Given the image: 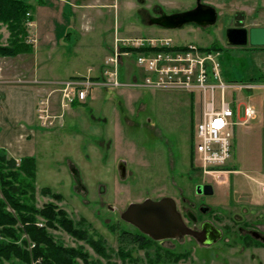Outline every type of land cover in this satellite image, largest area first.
Wrapping results in <instances>:
<instances>
[{
	"label": "rangeland",
	"instance_id": "374dc122",
	"mask_svg": "<svg viewBox=\"0 0 264 264\" xmlns=\"http://www.w3.org/2000/svg\"><path fill=\"white\" fill-rule=\"evenodd\" d=\"M34 1L38 26L33 27L36 24L32 12L28 13L26 43L35 48L32 29H37L41 36L54 35L59 44L41 47L36 54L35 49L23 53L28 55L26 62L23 57L15 60L16 70L22 71L29 66L39 68V74L49 80L46 86L39 85L43 89L36 102V114L40 98L52 92L55 83L69 80L61 79L76 71L86 74L88 69L94 72L92 75L99 76L98 67L102 68L106 59L115 54L121 57V78L126 85L121 89L94 90L88 102L64 113L58 104V95L54 94L52 112L59 117L50 128L38 125L41 136L34 139L36 149L33 152L37 160V207L54 202L59 208L57 211L64 210L79 227L88 231V236L101 241L106 255L101 256L86 241L71 236L62 228L48 229L56 243L66 248L83 249L90 264H150L149 254L154 258L156 248H141L128 236L125 238L124 233L139 230L125 222L122 213L130 204L147 198L172 197L179 205L182 198H187L190 205L200 203L199 184L214 187V194L204 198L209 209H215V216L233 217L243 214L244 209L248 214L246 219L255 221L259 213H264L260 184L264 181L262 92L254 91L252 97L253 103L260 107L259 117L237 127L234 156L225 167L231 172L220 174L222 181H219L204 174L196 163L195 134L202 118L200 93L142 86L145 75L136 58L155 53L140 52L137 55L131 50L142 51L146 49L144 44L167 40L176 46L208 47L212 38H218L220 46L215 52L222 56L219 61L225 80L264 81V46H228L224 40L228 27L264 28V0H202L217 9L218 25L204 28L187 24L179 29L150 25L149 20L156 16L158 6L167 13L187 11L196 6L197 0H49L48 9L39 10V0ZM51 3L60 5L58 12L50 11L53 9ZM22 79L40 81L29 77ZM240 98L247 100L248 95L240 93ZM246 130L249 132L244 134ZM122 161L127 165L125 178L121 176L119 166ZM73 169L78 172L80 183ZM7 181L18 186L15 179L8 178ZM1 184L0 177V198H3ZM47 187L62 194L63 199L42 196V188ZM230 217L225 222L231 223ZM38 220V226L45 227L46 221L41 217ZM23 237L30 240L26 234ZM231 237L225 234L212 247H201L190 238L161 242L159 246L163 249L185 255L179 262L162 264L264 262V248L244 249L234 240L237 236ZM124 239L128 243L124 253L129 259H124L119 252ZM76 261L85 264L82 260ZM3 264L27 263L15 260Z\"/></svg>",
	"mask_w": 264,
	"mask_h": 264
},
{
	"label": "built area",
	"instance_id": "2783aa9c",
	"mask_svg": "<svg viewBox=\"0 0 264 264\" xmlns=\"http://www.w3.org/2000/svg\"><path fill=\"white\" fill-rule=\"evenodd\" d=\"M143 46L164 51L137 57L138 66L145 73L142 86L155 89L178 88L189 93H200L202 118L195 134L196 163L204 174L222 180L219 175L228 173L224 167L233 155L236 128L248 124L259 115L254 105L239 101V93L259 90L264 98V82H227L222 74L219 54L202 52L194 45L176 49L167 40ZM42 84L46 86L48 83ZM55 86L52 92L40 98L37 107V119L43 128L52 127L59 117L52 112L51 98L54 94L58 95V104L64 113L77 103H86L95 89L124 88L126 85L121 80V57L119 54L108 57L100 78L92 75L78 76L57 82ZM261 185L264 195V181Z\"/></svg>",
	"mask_w": 264,
	"mask_h": 264
},
{
	"label": "trees",
	"instance_id": "16d2710c",
	"mask_svg": "<svg viewBox=\"0 0 264 264\" xmlns=\"http://www.w3.org/2000/svg\"><path fill=\"white\" fill-rule=\"evenodd\" d=\"M32 9L30 0H0V26H5L10 33L8 44H0V56L15 57L19 54L33 52V46L27 44L25 40L28 35L26 23L30 19L28 13H31ZM131 50L138 55L140 52H155L161 49ZM201 50L212 52L217 49L207 47ZM76 106L78 104H75ZM6 155L5 151L0 149L1 189L4 196L0 198V262L3 264L19 260L27 264L33 262L36 264H80L76 260H82L85 264H90L89 256L84 254L83 249L66 248L54 241L48 229L58 228H62L75 238L86 241L97 253L105 256V247L101 241L88 236V231L79 227L64 210L57 211L59 208L54 202L46 203L42 208L37 207L36 158L29 156L16 160L8 159ZM191 159L193 163L194 158L191 157ZM5 170L8 172L5 173ZM8 178L15 179L18 186H12V183L7 181ZM41 193L42 196H48L51 199H63L62 194L54 193L48 187L42 188ZM39 217L46 221L45 227L38 226ZM25 234L30 240L23 237ZM123 235L125 238L128 236L129 240L140 245L141 248H156L154 258L152 254H149L150 264L179 262L185 256L163 249L158 242L140 231ZM122 243L119 252L124 259H129V256L124 253V248L128 243L125 239ZM32 245L34 247H31Z\"/></svg>",
	"mask_w": 264,
	"mask_h": 264
},
{
	"label": "crops",
	"instance_id": "0c3cea01",
	"mask_svg": "<svg viewBox=\"0 0 264 264\" xmlns=\"http://www.w3.org/2000/svg\"><path fill=\"white\" fill-rule=\"evenodd\" d=\"M48 1L49 0H39L38 4L40 6L38 7V10L48 9L47 6ZM33 2L35 1L30 0V4L32 5V7H33ZM50 6L53 8L50 11L54 13L58 12V10L60 9V5H58L57 3H51ZM75 7L76 6H74V9ZM63 8L64 6L62 7V9ZM31 15L34 21L33 23H35L36 21H35L34 9H32ZM35 24L36 26L34 25L33 26L34 28L38 26V23ZM32 31H33L32 35L35 38V42H36L34 48L35 54L37 53V51L40 50L41 47L49 48V47L59 46L57 38L54 37V35L47 34L41 36V34H37L38 33L37 29L36 30L32 29ZM9 35L10 33L7 30V28L4 26H0V44L3 43L2 45H6L9 39ZM208 47L217 48L212 46H208ZM256 47H260V46H256ZM217 53L220 52L217 51ZM25 56L28 55L23 54L20 55L19 57L0 56V149L4 150L8 156L16 160H20L21 158L34 155L33 152H35L36 149L34 145V139L36 137L38 138L41 136L40 133L38 132L39 130L38 122L36 120L37 119L36 102L38 97L42 94L41 89H43L42 86H39V83L49 81L46 80L45 77L43 78V76L39 74L40 71L39 68L35 69L29 66L27 69H23L22 71L16 70L18 68L15 64V60L17 58L23 57L22 59L24 60V62H26ZM219 57L222 56L219 55ZM99 71H100V67H98V72ZM88 72L85 74L81 71H76L70 74L68 78H64L61 80L70 79L78 75H87ZM25 77L27 78L29 77L32 79L33 78L40 79V81L37 80H34L35 82H33L32 80H29V82L22 81L25 80L22 79ZM55 79L60 80V78H55ZM247 131L248 130L244 131L243 133L246 134ZM237 136H238V130L236 129L235 140H234L235 145H236Z\"/></svg>",
	"mask_w": 264,
	"mask_h": 264
},
{
	"label": "water",
	"instance_id": "95a60500",
	"mask_svg": "<svg viewBox=\"0 0 264 264\" xmlns=\"http://www.w3.org/2000/svg\"><path fill=\"white\" fill-rule=\"evenodd\" d=\"M216 20L217 10L213 6L203 3L202 0H197L194 9L170 15L163 13L159 17H151L149 24L166 29H179L187 24H197L201 27L211 26L215 24ZM248 42L254 46H264V28H253L249 33L247 29H228V45L245 46ZM119 166L121 176L125 178L126 162L122 161ZM73 171L80 183L78 172L76 169ZM197 192L210 196L214 194V187L211 184H199ZM121 218L156 241L175 239L181 235H193L201 241L199 232L186 228L182 215L178 211L177 203L172 197H164L160 200L147 198L143 202L132 203L122 213ZM220 237L221 234L218 231L213 238H209L207 241L203 240L202 243L213 244Z\"/></svg>",
	"mask_w": 264,
	"mask_h": 264
},
{
	"label": "flooded vegetation",
	"instance_id": "af4514ba",
	"mask_svg": "<svg viewBox=\"0 0 264 264\" xmlns=\"http://www.w3.org/2000/svg\"><path fill=\"white\" fill-rule=\"evenodd\" d=\"M195 7L196 6H194L193 8ZM156 11H157V14L155 17H159L163 13H166L168 15L178 13V12L167 13L163 11L162 7L160 6L157 7ZM179 12H183V11H179ZM218 20H219V14L217 11V20L215 24L211 26L210 25L205 26L204 28L213 27V26L218 25ZM228 29H247V28L242 27V26L226 28L225 38H224L226 45H228L227 43ZM251 29H247L248 33L250 32ZM248 44H250V42H248ZM210 45L212 47L220 46V41L218 40V38H212V40L210 41ZM198 195L202 197L200 203L192 202L190 205L188 204L187 198H182L180 205L179 203L177 202L176 203H177L178 211L182 215L183 223L185 224L186 228L191 231L199 232L201 235V238H200L201 241L193 235H181L175 239H165L161 241H156L154 239L152 240L158 242V245H160V243L164 241L174 242V241H181V240L190 238V241L192 243H197V245L201 247H212L216 245L218 242H220L223 239L225 234L227 235L229 234L230 236H232L231 238H233L234 236H237L236 239L234 240L237 243L240 242L244 249L264 248V213H259L260 214L258 215L259 218L256 219L255 221L246 219V216H248V214L246 213L244 209H243V214L241 215L235 214L233 215V217H230V215H224V214H219L215 216L213 214L215 209L211 210L206 205V201L204 197H208V196L203 193L202 194L198 193ZM157 200H160V199H157ZM182 203L183 205H181ZM228 217H230L229 220H231V223L225 222ZM218 231L220 232L221 237L216 243H213V244H208V243L203 244L202 243L203 240L207 241L209 238H213V236H215L218 233ZM234 240L232 241L235 242ZM240 264L242 263L240 262ZM259 264H264V262L259 263Z\"/></svg>",
	"mask_w": 264,
	"mask_h": 264
}]
</instances>
